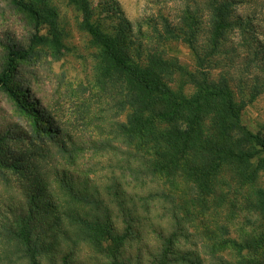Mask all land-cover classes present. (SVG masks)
<instances>
[{"label": "trees", "instance_id": "obj_1", "mask_svg": "<svg viewBox=\"0 0 264 264\" xmlns=\"http://www.w3.org/2000/svg\"><path fill=\"white\" fill-rule=\"evenodd\" d=\"M36 1L10 0L35 23L31 44L49 41L40 34L48 20ZM72 1L83 14L82 28L107 63L103 88L123 119L112 124L111 138L81 137L22 102L29 129L0 130V165L14 171L20 183L13 196L0 195V226L29 264H42L47 254L51 264H58L50 251L56 254L52 249L62 239L71 245L88 243L109 264H205L199 254L196 259L175 248L187 225L180 214L185 202L180 206L173 191L175 176L182 174L201 203L209 199L223 166L248 177L264 169V138L242 122L245 106L264 89V75L253 77L257 82L250 93L239 84L238 99L231 71L236 64L241 72L249 65L264 71L256 16L237 10L238 5L264 9V0H184L179 24L166 16L162 25L150 19L153 31H142L148 42L138 46L127 39L130 21L94 19L87 0ZM180 37L193 56V69L166 50ZM13 46L0 85L15 94L10 86L14 64L30 52ZM88 151L112 156L101 170L93 156L82 159ZM258 194L264 211V190ZM50 232L53 243L47 240ZM135 238L137 244L143 240L144 254L137 249L134 256L125 247ZM70 250L60 257L63 264H69ZM217 264L235 263L220 256Z\"/></svg>", "mask_w": 264, "mask_h": 264}, {"label": "rangeland", "instance_id": "obj_2", "mask_svg": "<svg viewBox=\"0 0 264 264\" xmlns=\"http://www.w3.org/2000/svg\"><path fill=\"white\" fill-rule=\"evenodd\" d=\"M73 2L37 0L35 6L48 20L40 34L47 36L49 41L31 44V36L36 33L35 23L12 6L10 0H0V73L7 64L8 51L15 48L13 44L24 46L30 52L26 59L14 64L10 86L15 94L0 85V130L10 126L29 129V121L20 108L23 103L49 113L55 121L54 126L81 137L111 138L114 134L112 124L123 119L116 104L112 103L113 96L106 87L103 88V68L107 63L100 56V49L90 34L82 28L83 14ZM87 2L94 19L107 23L112 19L114 24L124 23L125 19L130 21L132 31L127 39L134 40L133 46L148 42V37L141 32L153 31L147 25L150 19L162 25V16H166L173 24H179L184 7V0ZM113 4H117V9H112ZM237 10L256 16L254 24L259 39L264 43V9L238 5ZM233 39L238 41L237 37ZM166 50L169 55L179 58L188 69L194 68L193 56L181 37ZM236 65L231 69L235 76L233 88L238 92V99H241L239 84L250 93L257 82L253 77L258 73L264 75V71H257L253 65H249L247 70L241 72L239 64ZM242 122L253 134L264 138V89L245 106ZM109 155L88 151L82 159L93 156L102 163L99 166L101 169ZM177 178L173 191L180 196V206L185 202L180 214L185 215L187 225L177 237L176 250L192 253L196 259L199 254L205 264H217L220 256L235 264H264V211L259 205L258 194L259 190H264V169L257 170L254 177H248L229 165L223 166L212 182L214 185L209 199L201 203L193 199L188 191L189 183H185L182 174L176 175ZM19 188L16 173L0 165V195L11 197ZM2 228L0 226V264H29L28 259L18 256L20 247L17 241L9 238ZM51 233L47 240L53 243ZM138 241L137 238L127 241L125 246L134 256L137 249L145 253L143 240L137 244ZM71 247L73 250H70ZM52 250L56 254L50 251V255L58 258V264H63L60 257L69 250L72 251L68 255L69 264H109L104 255L83 241L71 245L62 239L60 245L56 244ZM48 256L41 258L42 264H51ZM144 264L149 263L145 260ZM175 264L187 263L181 261Z\"/></svg>", "mask_w": 264, "mask_h": 264}]
</instances>
